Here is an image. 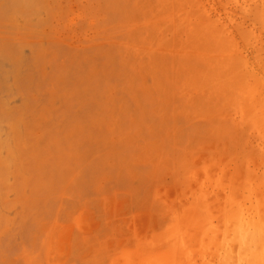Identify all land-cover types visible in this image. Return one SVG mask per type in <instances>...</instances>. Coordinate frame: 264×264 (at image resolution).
Here are the masks:
<instances>
[{
	"label": "rangeland",
	"instance_id": "374dc122",
	"mask_svg": "<svg viewBox=\"0 0 264 264\" xmlns=\"http://www.w3.org/2000/svg\"><path fill=\"white\" fill-rule=\"evenodd\" d=\"M0 264H264V0H0Z\"/></svg>",
	"mask_w": 264,
	"mask_h": 264
}]
</instances>
